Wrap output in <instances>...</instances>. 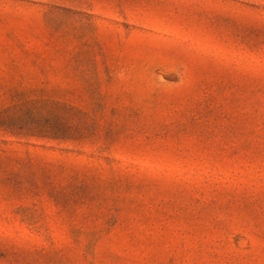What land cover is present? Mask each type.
Wrapping results in <instances>:
<instances>
[{"label":"rangeland","instance_id":"374dc122","mask_svg":"<svg viewBox=\"0 0 264 264\" xmlns=\"http://www.w3.org/2000/svg\"><path fill=\"white\" fill-rule=\"evenodd\" d=\"M0 264H264V0H0Z\"/></svg>","mask_w":264,"mask_h":264}]
</instances>
